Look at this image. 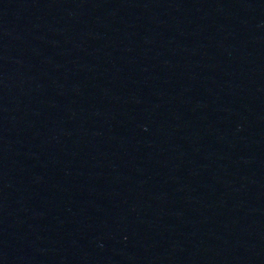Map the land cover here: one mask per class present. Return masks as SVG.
Segmentation results:
<instances>
[{
    "label": "water",
    "instance_id": "obj_1",
    "mask_svg": "<svg viewBox=\"0 0 264 264\" xmlns=\"http://www.w3.org/2000/svg\"><path fill=\"white\" fill-rule=\"evenodd\" d=\"M0 264H264V0H0Z\"/></svg>",
    "mask_w": 264,
    "mask_h": 264
}]
</instances>
